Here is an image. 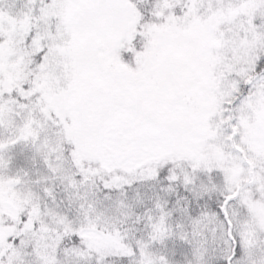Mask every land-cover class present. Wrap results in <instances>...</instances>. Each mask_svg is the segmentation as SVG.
<instances>
[{
    "label": "snow or ice",
    "instance_id": "1",
    "mask_svg": "<svg viewBox=\"0 0 264 264\" xmlns=\"http://www.w3.org/2000/svg\"><path fill=\"white\" fill-rule=\"evenodd\" d=\"M0 264H264V0H0Z\"/></svg>",
    "mask_w": 264,
    "mask_h": 264
}]
</instances>
